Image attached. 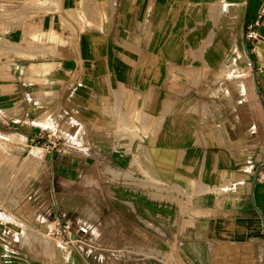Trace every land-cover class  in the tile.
<instances>
[{
  "label": "crops",
  "instance_id": "1",
  "mask_svg": "<svg viewBox=\"0 0 264 264\" xmlns=\"http://www.w3.org/2000/svg\"><path fill=\"white\" fill-rule=\"evenodd\" d=\"M262 2L0 9V264H264Z\"/></svg>",
  "mask_w": 264,
  "mask_h": 264
},
{
  "label": "built area",
  "instance_id": "2",
  "mask_svg": "<svg viewBox=\"0 0 264 264\" xmlns=\"http://www.w3.org/2000/svg\"><path fill=\"white\" fill-rule=\"evenodd\" d=\"M6 2H8V0H6ZM6 2H5V7H2L0 9H1V11H3V12L6 11L8 13H13L15 11H18L19 9L22 8L21 6L23 5V0L10 1V2H12V5H8V4H6ZM263 14H264V0L262 2V5H261L260 11H259V17H262ZM250 37H252V36L250 35ZM39 135L42 136V134H39ZM52 136H54V134L47 133V145L46 146L51 147V148H57L58 144L54 143L51 140H49V138H52ZM0 209H2V201H1V199H0ZM80 231L83 234H85V233H87L88 228L86 226H81L80 227ZM48 233H49V235H55V236L62 235L67 240H70L72 238V236H73V233L71 232V230L67 226L62 225L60 222L56 226H53L48 231Z\"/></svg>",
  "mask_w": 264,
  "mask_h": 264
},
{
  "label": "rangeland",
  "instance_id": "3",
  "mask_svg": "<svg viewBox=\"0 0 264 264\" xmlns=\"http://www.w3.org/2000/svg\"><path fill=\"white\" fill-rule=\"evenodd\" d=\"M54 1H56V0H54ZM72 12H73L72 13L73 16H76L77 18H80L78 16V12L76 10H73ZM10 19H11L10 21H6V22H7V26L8 27H11V28H15V27H17L20 24H23L25 22L24 17H21V15L14 16L13 18H10ZM3 44H5V42H0V56L3 55V54H8L9 52H14L17 55H23V53L20 52V50H19L20 48H22L21 46H16V45H12V44H9L8 45L7 44V47H4ZM23 50L25 51L26 50V47H23ZM9 161H10V163H7V164L8 165L10 164L11 165V168L16 167L18 165L17 164V161H15L14 159H10ZM4 162L5 161H3L2 163H4Z\"/></svg>",
  "mask_w": 264,
  "mask_h": 264
},
{
  "label": "bare ground",
  "instance_id": "4",
  "mask_svg": "<svg viewBox=\"0 0 264 264\" xmlns=\"http://www.w3.org/2000/svg\"><path fill=\"white\" fill-rule=\"evenodd\" d=\"M112 9H113V8H112ZM13 24H14V23H13ZM0 42H4V39H0ZM11 42H13V41H10V40L7 39L6 44L9 45ZM18 42H19V41H18ZM13 44H14V43H13ZM15 44H16V43H15ZM10 46H11V45H10ZM16 46H18V44H17ZM50 111H51V110H50ZM49 114H50V113H49ZM47 115H48V114H47ZM43 119H44V118H43ZM41 120H42V119H41ZM45 120H47V119H45ZM45 120H44V121H45ZM36 121H37V119H36ZM3 136H4V135H3ZM3 136H2V137H3ZM7 136H8V135H7ZM9 138H10V137H9ZM1 140H2V139H1ZM5 140H6V139H4V141H5ZM9 142H10V141H9ZM26 228H27V227H26Z\"/></svg>",
  "mask_w": 264,
  "mask_h": 264
}]
</instances>
